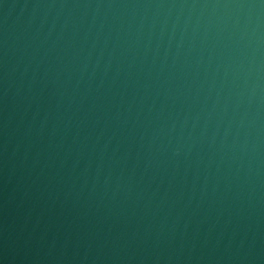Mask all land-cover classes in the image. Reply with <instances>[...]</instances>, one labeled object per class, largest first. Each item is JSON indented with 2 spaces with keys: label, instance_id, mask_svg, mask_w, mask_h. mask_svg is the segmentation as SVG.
Instances as JSON below:
<instances>
[{
  "label": "water",
  "instance_id": "95a60500",
  "mask_svg": "<svg viewBox=\"0 0 264 264\" xmlns=\"http://www.w3.org/2000/svg\"><path fill=\"white\" fill-rule=\"evenodd\" d=\"M0 264H264V0H0Z\"/></svg>",
  "mask_w": 264,
  "mask_h": 264
}]
</instances>
